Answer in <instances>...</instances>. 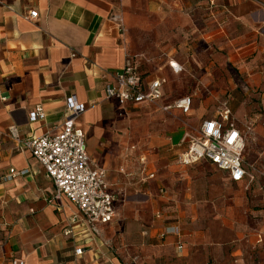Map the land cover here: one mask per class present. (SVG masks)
Wrapping results in <instances>:
<instances>
[{
    "label": "crops",
    "instance_id": "0c3cea01",
    "mask_svg": "<svg viewBox=\"0 0 264 264\" xmlns=\"http://www.w3.org/2000/svg\"><path fill=\"white\" fill-rule=\"evenodd\" d=\"M127 63L146 85L163 80L160 101L107 98L111 73ZM228 92L258 94L236 106L260 108L264 0H0V264H264L263 184L181 160L186 133L206 119L200 98ZM72 95L87 106L76 124L116 196L109 223L72 222L77 206L55 198L44 166L20 147L61 132ZM186 95L189 113L162 109ZM38 105L46 115L34 120ZM11 168L29 172L6 179Z\"/></svg>",
    "mask_w": 264,
    "mask_h": 264
},
{
    "label": "built area",
    "instance_id": "2783aa9c",
    "mask_svg": "<svg viewBox=\"0 0 264 264\" xmlns=\"http://www.w3.org/2000/svg\"><path fill=\"white\" fill-rule=\"evenodd\" d=\"M37 16L38 11L31 10L27 18L36 19ZM112 19L123 30V18L113 15ZM170 66L176 72L182 70V66L175 61H171ZM111 76L114 81L106 83V96L116 99L123 107L156 103L164 96L163 80H153L146 85L133 63H127L120 70L112 72ZM66 106L67 114L61 132H47L21 140L20 147L29 150L44 166L47 177L55 186V198L65 195L77 206L79 213L71 218L72 222L81 217L91 223H109L116 215V196L109 188L107 170L93 162L87 148L86 133L76 124L77 118L87 110V106L75 95L66 99ZM191 106L192 96L186 95L173 103L163 105L162 109H178L189 113ZM45 115L42 105L36 106L31 112L34 120L44 119ZM9 134L17 140L20 139L16 125L10 126ZM185 139L189 141V148L181 157L184 163L206 159L218 169L227 172L233 181H241L246 177L253 180L254 176L249 173L244 161L246 133L237 124L227 103H224L215 116L206 118L196 133H186ZM28 172L27 169L11 168L6 179ZM65 232L70 233L71 230L67 229ZM82 252V248L76 250L77 254ZM14 263L19 264L17 261Z\"/></svg>",
    "mask_w": 264,
    "mask_h": 264
},
{
    "label": "rangeland",
    "instance_id": "374dc122",
    "mask_svg": "<svg viewBox=\"0 0 264 264\" xmlns=\"http://www.w3.org/2000/svg\"><path fill=\"white\" fill-rule=\"evenodd\" d=\"M233 84L236 83L234 78H232ZM206 94V93H205ZM204 94V95H205ZM254 98V100H258V94L251 96V94H238V99H242L247 97ZM237 96L234 94L225 93L220 97H210V94L206 96H202L200 98L201 102H199L200 113L203 119L210 118L215 116L222 108L224 103H227L230 107L234 118L236 119L237 124L245 131L246 133V148L244 151V156L246 157V163H251L254 166H259L260 169L264 171V155L259 156L260 152H264V97L262 96L259 99L260 108H241L236 106ZM180 113L179 110H176V114ZM256 115L260 116V119H256L255 121H251L250 117H256ZM143 114L137 113L133 114V117H142ZM258 125V126H257ZM254 127H257L259 130V135H256L253 132ZM194 128L191 127V130ZM255 135V136H254ZM256 139H255V138ZM253 177L251 181L252 186L256 182H260L264 186V174L260 173L259 170H254L253 167L248 166ZM260 175V176H259ZM249 179V178H248ZM246 184V182H245Z\"/></svg>",
    "mask_w": 264,
    "mask_h": 264
}]
</instances>
